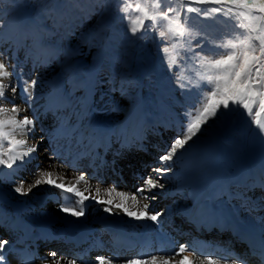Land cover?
Listing matches in <instances>:
<instances>
[{"label":"rangeland","instance_id":"374dc122","mask_svg":"<svg viewBox=\"0 0 264 264\" xmlns=\"http://www.w3.org/2000/svg\"><path fill=\"white\" fill-rule=\"evenodd\" d=\"M165 4H171L172 7L179 8L174 0H165ZM120 6L121 0H0V54H2L0 59H3L9 65V71L13 75L8 79L12 83H16L21 76H23V80L29 83L32 80L37 81L31 107L28 111L34 114L38 122L40 120L48 122L52 127L51 130L56 128L58 123L61 124L62 120L68 121L71 118L67 126L71 125L73 138H76L77 131L75 128L95 124L93 112L89 113V110L97 104L98 98L106 99L113 111V115L109 120L111 132L116 131L118 128H125V131H127L131 126L135 129L144 128L146 122H144V126L142 122L145 119L143 117L145 113L156 117L153 123L162 122V126L168 128L153 125V131L148 136L152 142H136L133 145H137L129 149L128 152L126 151L127 153L121 150L129 156L133 155L135 148L137 151L142 150L147 153L144 158L147 157L148 160L150 155L154 156L155 154L156 157L157 147H161L162 154H164L174 139L183 133L186 124L189 122L190 114L200 107L202 97L208 92L209 86L206 82L200 81L199 87L193 84H189L186 88L178 87L174 73L182 74L185 77L183 82L187 84L189 79L192 81L197 80L196 69H181L174 66L173 70L169 71L165 55L161 51L163 44L156 32L148 30L132 35L120 11ZM180 11L183 12V9H180ZM170 15H175V12L170 13ZM187 16L188 25L192 32L199 34L190 38L191 45L196 51L201 49L195 48V46L206 40L207 43H203V51L210 53L214 51L211 47L212 41H220L236 31L233 24L219 14L204 17L197 13H188ZM184 39L188 40L189 37ZM180 64L183 65L184 61H180ZM15 102L23 106L22 92L15 96ZM57 102L63 103L62 108L64 110L62 109L61 113L58 112V116H54L49 111ZM68 111L71 116H66ZM139 113L143 116H140ZM46 114L50 115L46 118L44 116ZM60 116L63 117L60 118ZM41 126L37 125L34 133L35 139L30 140V142L35 143L41 137L43 138L45 143L39 148L38 153L45 156L43 163H49L50 155L56 153V150L48 145L50 143L48 140L49 135L39 136L40 132H44L45 129ZM157 127L159 131L154 132ZM124 137L128 139L127 134ZM73 140L74 142L68 141V145H64L63 148L70 147V150L77 148L78 142L76 139ZM114 140H117V138H114ZM118 143L116 141V147ZM211 148L215 150L216 156L201 167L203 176L200 179V184L204 186L203 189L207 185L206 179L208 180L211 175L217 176L215 174H218V172L213 170L217 168L219 163L223 166L230 165L228 161L219 160L220 154L229 152V157L223 158L229 159L232 156L235 159H231V161L235 160L236 162V167H230L232 171H229V175H241L249 185H243L239 189L229 181L228 184L232 185V191H234L229 203L236 207L235 209L239 207V210L237 209L235 212H238L237 215L243 223L251 222L253 224L258 217L264 219V133L259 131L242 110L226 111L221 109V112L216 117L210 118L201 128V131L181 151H185L186 155L188 152L189 156L187 157L190 161L197 163ZM143 154L140 156H143ZM134 156H137V154H134ZM100 157L105 159V163L104 160L100 159L99 166L104 163L107 164L105 166L110 165V168L114 167L115 169L116 165L113 164L112 159L117 163V166L120 165V162L116 161V159H119L116 157L115 159L114 153L111 151ZM144 158L142 160L145 162L146 159ZM89 160V158L83 160L80 167L75 168L76 171L101 186L117 187L115 184L113 185V182L118 183L119 178L115 177L110 181L107 177L104 179L106 184L94 179L96 169H91L89 173ZM142 160L140 159L141 162L137 163L135 167V172L142 171L140 174L145 175L149 172V175L156 176L153 170L157 167L166 166L162 164L163 162L160 165L149 164L148 161H146L148 163L142 164ZM136 161L137 158L135 160V158L129 157V164L133 165ZM95 162L98 163L97 160ZM180 162V159L174 157L171 162L174 166H168L171 167V172L178 168L177 164ZM60 164L74 169L75 163L72 156L66 153ZM90 165L94 166L95 163ZM40 168L42 169L44 166H33L23 170L22 174L26 178L33 177V174L37 177L39 175L37 171ZM95 168L98 169L96 165ZM99 170L103 171L100 167ZM3 172V166H0V186H4V189L11 188L12 183L5 181L6 179L1 174ZM212 172H215V174ZM222 175L223 173L220 175V179ZM131 177L129 176L128 179H131ZM162 178L163 176L160 177V181L164 184L165 189L176 188L181 182L179 177L171 181ZM138 179L137 176L136 185L123 186L122 189L132 193L135 192L136 188L139 187L138 182L143 181V179ZM133 180H136V178ZM5 193L0 195L8 197L9 194L6 193V195ZM164 193V189H159L153 193L156 199L149 201L150 203L154 202L153 205L155 206L150 211L151 213L155 214L166 208L165 204L161 202V196ZM181 193L178 194L179 196L175 198L174 202L167 205L184 202L191 205V198L194 193L192 191L191 193L190 191H182ZM41 203L45 204V201ZM25 207L27 206L25 205ZM17 209L20 210V207H17ZM38 209L43 210L44 208L38 205ZM184 220L186 219L179 218L177 221L175 220L171 231H177L183 228L184 225V229L186 227L192 228L193 225L189 223V219L186 224ZM214 229H216L214 233L205 232L208 239H211L207 241L211 243L213 240L221 242L219 239L223 237V245L225 246V242L227 245V250L223 251L228 253L230 250L228 246L234 243L232 248H237L235 249L237 250L236 253H241V251L246 253V247L240 251L236 240H226L225 237L232 232L229 231V233L222 235L219 228ZM1 231L0 229V234ZM190 231L193 232L191 229ZM261 233L264 234V225ZM190 235L191 233L186 235L187 240L190 243L195 242V234L191 236V240ZM240 236L242 237V234ZM96 237L99 238L100 234H97ZM216 242H213V244H216ZM244 242L247 245V241ZM55 243L56 241H50V244L53 245L50 247H56ZM181 243L183 245L188 244L182 241ZM194 247L197 249L196 246ZM39 252H42V250ZM44 252L48 253V251ZM214 252L217 253L215 250ZM71 253H74L72 248ZM243 253H241V257ZM86 257L95 258L93 254Z\"/></svg>","mask_w":264,"mask_h":264},{"label":"snow or ice","instance_id":"6c2138e0","mask_svg":"<svg viewBox=\"0 0 264 264\" xmlns=\"http://www.w3.org/2000/svg\"><path fill=\"white\" fill-rule=\"evenodd\" d=\"M179 8L165 4V0H121L120 11L128 24L132 35L144 31H155L161 40L162 53L165 55L169 71L174 66L181 69L195 68L197 80L189 79L184 83L185 77L174 73L177 86L186 88L189 84L199 87L200 81L206 82L208 92L202 97L200 107L191 114L182 134L170 144L168 150L159 159L167 165L174 157L182 154L186 145L201 131V128L210 118L216 117L221 109L226 111L242 110L254 123L261 133H264V0H174ZM193 5L208 6L194 7ZM183 9V12L180 11ZM175 12V15L170 13ZM188 13H197L204 17L213 14L222 15L230 21L236 31L225 36L220 41H212L214 51L205 53L203 41L195 48L191 45L194 34L188 25ZM183 17V18H182ZM185 37H189L185 40ZM2 55V54H0ZM180 61H184L181 65ZM9 65L0 59V166L7 169H19L32 155L39 151L43 143L41 137L37 142L34 133L37 120L28 109L31 107L36 80L30 83L21 76L16 83L10 78ZM11 93L9 96L7 93ZM23 93V106L15 102V96ZM10 105V106H9ZM156 176H147L143 183L129 194L118 191L116 187L97 186L92 190L90 180L84 174H76L74 182L66 176L53 172L39 170V178L34 177V182L25 188L21 182L15 191L27 195L33 188L46 184L75 196L74 205L61 206V211L74 217H81L84 213V202L92 199L97 203L107 205L105 212L112 213L113 208L125 213L136 220L149 219L159 222L162 213H151L150 203L141 201L155 200L152 194L155 189L165 186L160 177L171 171V167H157L153 170ZM85 185L80 188L81 183ZM106 198H101V196ZM71 199V196L66 197ZM129 201L132 207H129ZM136 208L137 210H132ZM9 240L0 238V264H5L3 252ZM197 249L187 245H180L171 254H144L131 259L118 262L113 257H97L96 264H243V261L234 257H217L214 254H196ZM52 258L42 260L41 264H65L64 258L58 257L56 252L49 253ZM179 257V259H177ZM22 264H32L29 256H25ZM66 264H77L76 259H67Z\"/></svg>","mask_w":264,"mask_h":264},{"label":"bare ground","instance_id":"6f19581e","mask_svg":"<svg viewBox=\"0 0 264 264\" xmlns=\"http://www.w3.org/2000/svg\"><path fill=\"white\" fill-rule=\"evenodd\" d=\"M7 94L11 96L10 90ZM62 104V102H57L49 112L51 114H54V116H58V112L61 113L63 109ZM89 111V113L93 112L95 124L75 128L77 131V134L75 135L76 138H73V128H71V125L67 126V124L69 123L68 121L71 118L68 119V121L62 120L61 124L58 123V126H56V128L52 130V127H50V124H48V122L41 120L40 122L37 121V125H42L45 128L44 132L41 131L39 136L41 137L44 135H49L48 140L50 141V143L48 145H50V147H54L56 150V153L50 155L49 163H43L45 156L42 153L37 152L33 154L31 159L27 160V162L24 163L23 166L18 170L15 168L7 169L3 167L4 172L1 173L2 176H4V178L6 179L5 181L12 183L11 188L4 189V186H0V194H3L5 192L9 194L8 197L0 195V229L2 230L0 238L9 240V244L6 250L3 252V255L5 257V264H22V260L26 255L29 256L32 264H41L42 260H44L45 258H48L49 261H51L52 258L49 256V253L53 251L57 253L58 257L64 258L65 264L67 259H76L77 264H96V257H113L116 258L118 262H122L124 260L133 258L132 255L124 257V255H118V253L111 256L105 255L103 253L101 255H95V258H87L83 253L80 256H77V254L75 253H71V245L87 241L88 249L94 250L97 248H101L106 250L109 248L108 245H110V247H113L116 243L120 242L121 240L120 238H118V235L124 232L128 233V236L135 237L134 243H136L137 241H141V233H145V231H147L150 238L149 244L154 243V245H157L160 239H164L166 236H169V244L162 252L171 254L180 245H183L181 242L179 243V241L187 242V246H189L190 250L195 249V247L191 243H189V241H187L186 236L188 233L195 232L193 228L198 229L199 231H201V233L203 231L209 232L210 234L215 232L216 229L214 228H219V232L222 233V235H225L230 231L232 232V234L234 233L239 235V239L235 238L238 243H240L241 240L247 241V244L249 243L248 246L251 245L257 251L264 253V234L261 233L264 225V219H260L258 217L255 222L253 221V224H251V222L243 223L237 215L238 212H235L237 211V209L239 210V207L235 209L236 207L229 203L230 198L234 195V191H232V185H236L237 187H239V189L243 185H248L247 180L244 179L243 176L237 174H235L234 176L231 174L229 175V171H232L230 167H236L235 160L231 161V159L235 158L231 156V158L229 159H224L223 157H229V152L226 154H220L221 157L219 160L228 161L230 165L223 166L221 163H219L217 168L213 170L218 172V174L212 172L217 176L211 175L208 180L206 179L207 185L205 189H203L204 186L200 184V179L203 176L201 167L204 165V163L211 161L216 156L215 150L213 148L209 149L208 152H206L197 163L191 162L189 157H187L189 156V153L187 152L186 155L185 151L175 157V159L181 160V162L177 164L178 168L173 172L170 171L162 175V179L171 181L172 179H177V177H179V180L181 179V182L176 188H163L165 193L161 196V202L165 204L164 206L166 208L163 211L159 212L162 213V215L159 217V222H153L149 219L136 220L135 218L128 217L125 213L115 208H113L112 213L105 212L104 208L107 207V205L97 203L92 199L84 202L83 207L85 214L83 216H71L70 214L61 211V206L71 207L74 205V202L77 198L71 194L62 193L61 190L46 184H42L38 187L33 188L32 191L27 195H21L17 193L14 189L21 182L24 183L25 188H27L32 182H34L35 174H33V177L29 176L26 178L25 175L22 174L23 170L37 165H43V170L52 171L53 178H56L57 175L66 176L70 182H74V176L76 174H79L76 169L68 167L67 165L60 164L61 159L65 157L66 153L67 155L69 154V156H72V160L75 163L74 167L77 166V168L80 167V163L86 158L90 159L88 163V165L90 166V164L95 163V161L92 162V159L95 160L96 158V160L100 161V156H103V154L110 151L114 153V157L119 159L118 161H127L128 157H135V159L137 158V163H139L141 162L140 159L142 160V158H144L147 153L143 152L142 150L137 151L135 148V150H133V155L129 156L126 153L129 151V149L133 148V146L137 145L133 144H135L136 142L141 143L143 141L145 143L152 142V140H150L148 136L149 133H152L153 131V125H159L158 127L160 128H168L166 126H162V122L153 123V121L156 119V117H153V115L145 113V115L143 116L139 113L140 116L145 117L142 122V125L144 124V122H146V124H144L145 126L143 125L144 128L140 127L135 129V127L131 126V128H128L127 131H125V128H118L116 129V131H113V133L111 132L112 130H110L111 124L109 125V120L111 118V115H113V111L106 99L98 98L97 104L91 107ZM66 113V116L70 115L69 111ZM48 115L46 114L44 116L47 118ZM147 115L148 117H146ZM140 116L138 117L140 118ZM61 117L63 116H60V118ZM158 127L156 128L157 130L154 129V132L159 131ZM125 134L128 135V139L124 137ZM114 138H117V140H114ZM73 139H76V141L78 142H76L78 144L77 148H75L74 150H70V147L66 149L63 148L64 145H68V141L74 142ZM116 141L119 142L117 147ZM44 143L45 142L43 140V143L40 145V147H42ZM114 149L115 151H113ZM121 150L127 152L125 153ZM156 152V157L154 154V156L150 155L148 160L147 157H145L144 159L150 162L149 164L153 163V165H160L162 163V161L159 159V157L162 155L161 147H157ZM142 153H144L143 156H140ZM134 154H137V156H134ZM123 155L126 156L124 157ZM101 160H104L105 163V159ZM146 161L144 162L142 160V164L148 163ZM104 163H102L100 166L99 164L96 165L97 167L99 166L103 171L106 169H110V165L105 166L107 164ZM162 164L164 165V163ZM168 166L174 165L171 162H168L165 167ZM92 167H94L95 170V165H92ZM42 169L40 168V170ZM37 173H39L40 175L39 171H37ZM222 173L223 175L220 179L219 177ZM39 175L35 178H39ZM147 175H149V172L145 173V175L139 174V177H142L141 180H144ZM222 178L224 179L222 180ZM88 179L91 182L93 192L95 187L97 186L104 188V186L94 183L90 178ZM229 181L234 184L229 185ZM142 182L143 181L138 182L139 186L142 184ZM136 183H133V185H136ZM84 187L85 185L82 182L80 188L83 189ZM122 187L123 186L120 187L121 189L118 187L116 188L118 191H124L129 194L132 193L122 189ZM157 190H159V188L153 190L152 194L157 192ZM182 191H190V193L192 191V193H194V195L192 194L191 198L192 204L187 205L184 202L181 204L168 206L167 204H171L172 202H174L175 198L179 196L178 194ZM69 196H71L70 200L66 198ZM101 198L103 199L106 197L102 195ZM43 201H45V204L41 203ZM143 203L150 202L141 201L140 207H142ZM153 204L154 202L150 203L149 211L155 208ZM25 205L27 207H25ZM38 205H40V207L44 209L39 210ZM17 207H20V210L17 209ZM36 207L37 209H35ZM129 207H132L130 201ZM256 207H258V205H256ZM32 208L34 209L32 210ZM132 210L137 209L133 208ZM107 215L115 216L118 219L120 224V232L115 233L113 235V239L107 237V242H103L100 241L101 237L97 239L96 235L101 234L102 236L105 234L104 228L100 224V219ZM179 218L186 219L184 220L185 224L189 219V223L193 225L192 228L186 227L184 229V225L183 228L174 231L175 233L172 232V225L175 223L174 221H177V219ZM190 229L193 232H191ZM240 234H242V237L240 236ZM125 236L126 235L122 236L121 239H125ZM223 239L224 238L222 237L219 239L221 240V242H217V244H219L220 250H216L217 254H214L213 247L209 248L206 251H203V249H205L207 245H210L211 242L204 241L199 238L198 242L195 245L198 250L196 254H200L203 251V254L211 253L217 257H233L237 252V250H235L237 248L234 247L230 249L227 254H224L225 252L221 251V249H223L224 247ZM50 241H56V243L65 241L70 242V245H68V247L64 249L59 244L55 243V245L57 246L51 247L48 253L44 251L39 252L41 250L34 252L35 247L41 245H49ZM247 250H249V247ZM153 254L159 253L155 252ZM244 255L245 254H243V256ZM239 257H241V253ZM177 259H179V257H177ZM243 264L256 263L252 261L248 262L247 260H245Z\"/></svg>","mask_w":264,"mask_h":264},{"label":"water","instance_id":"95a60500","mask_svg":"<svg viewBox=\"0 0 264 264\" xmlns=\"http://www.w3.org/2000/svg\"><path fill=\"white\" fill-rule=\"evenodd\" d=\"M100 223L109 230H117L118 229V222L115 217L106 216L100 220Z\"/></svg>","mask_w":264,"mask_h":264}]
</instances>
